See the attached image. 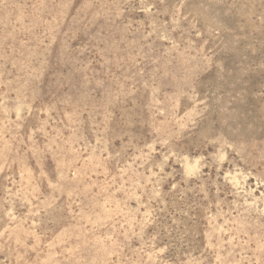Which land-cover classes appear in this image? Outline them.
I'll return each instance as SVG.
<instances>
[{
	"label": "rangeland",
	"instance_id": "1",
	"mask_svg": "<svg viewBox=\"0 0 264 264\" xmlns=\"http://www.w3.org/2000/svg\"><path fill=\"white\" fill-rule=\"evenodd\" d=\"M0 264H264V0H0Z\"/></svg>",
	"mask_w": 264,
	"mask_h": 264
}]
</instances>
